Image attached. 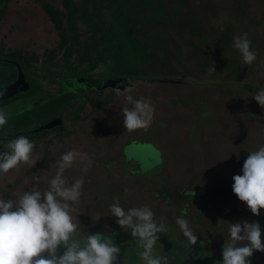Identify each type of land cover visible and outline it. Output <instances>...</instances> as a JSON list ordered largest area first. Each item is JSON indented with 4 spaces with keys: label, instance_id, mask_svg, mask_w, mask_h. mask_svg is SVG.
I'll list each match as a JSON object with an SVG mask.
<instances>
[{
    "label": "rangeland",
    "instance_id": "374dc122",
    "mask_svg": "<svg viewBox=\"0 0 264 264\" xmlns=\"http://www.w3.org/2000/svg\"><path fill=\"white\" fill-rule=\"evenodd\" d=\"M161 1L167 22L157 30L149 25L145 32L147 25L135 20L127 24L136 53L128 58L115 48L120 42L108 39L106 27L117 34L116 40L122 34L117 27L121 25H111V13L117 9L109 1L0 0V55L18 63L37 86L36 97L15 102L16 110L27 111L67 90L77 96L61 112L60 130L37 137L20 134L34 143L35 164L0 174V195L18 199L37 175L38 187L46 188L55 174L50 165L76 149L88 153L92 167L82 173L77 162L65 171L69 183L84 180L74 221L78 219L82 234L111 235L120 247L119 264L144 261L131 230L121 229L110 215L116 198L125 210L147 205L157 222L164 220L167 232L159 235L154 256L167 257L168 264H222L229 224L258 221L233 194L232 177L242 174L248 153L264 145V108L252 98L264 88V0H244L241 19L230 31L227 14L221 13L201 35L175 23L174 14L185 8L181 0ZM220 1L227 5L240 0ZM243 33L256 53L251 65H245L232 46L233 37ZM141 34L155 44L143 57L138 49ZM224 34L229 38L224 40ZM190 41L204 54L194 52ZM127 59H132L128 69L137 76L124 74ZM14 67L0 62V87L14 77ZM68 77L91 78L98 85L80 88ZM112 80L119 88L107 85ZM126 85L133 89L128 93L133 99L144 97L154 106L147 130L124 129L122 109L133 107L118 95ZM8 142L0 141V152L10 151ZM130 142L148 153L127 154L125 159L122 151ZM183 204L187 206L181 209ZM177 217L188 220L197 236L195 245L184 237ZM261 239L264 242L262 231ZM249 259L250 264H264V252L254 251Z\"/></svg>",
    "mask_w": 264,
    "mask_h": 264
},
{
    "label": "clouds",
    "instance_id": "9594fccd",
    "mask_svg": "<svg viewBox=\"0 0 264 264\" xmlns=\"http://www.w3.org/2000/svg\"><path fill=\"white\" fill-rule=\"evenodd\" d=\"M232 46L245 65L257 59L247 33L234 36ZM210 71H215L214 67ZM132 91L129 85L118 91V95L133 105L131 109H122L124 129L129 132L147 130L151 127L154 106L144 97L133 99L128 94ZM252 98L264 108V88L252 94ZM7 123L8 113L0 110V128ZM34 147L23 135L10 140L7 143L10 151L0 152V174H7L20 164L32 167ZM40 147L43 148V144ZM77 162L81 164L82 173L92 167L88 153L71 149L50 165L55 168V174L46 188L38 187L41 178L37 175L18 199H5L0 195V264H119L120 247L111 235L82 234L78 219L74 221L72 213L79 214L84 180L81 177L69 183L65 171ZM241 173L232 177V192L254 216H259L264 209V145L248 153ZM127 191L125 189V193ZM109 212L121 229H130L131 236L138 240L144 264H168L167 257L153 255L158 234L167 232V228L162 218L157 222L150 207L142 205L125 210L116 198ZM176 224L190 244L195 245L197 236L188 220L177 217ZM254 251L264 252L259 222H231L228 241L222 246V264H250Z\"/></svg>",
    "mask_w": 264,
    "mask_h": 264
},
{
    "label": "trees",
    "instance_id": "16d2710c",
    "mask_svg": "<svg viewBox=\"0 0 264 264\" xmlns=\"http://www.w3.org/2000/svg\"><path fill=\"white\" fill-rule=\"evenodd\" d=\"M99 5H104L106 1L111 3L113 9H117V12L111 13L112 16L110 19L111 25L119 24L121 26H117L122 31L117 37V40L114 33H111L110 29L106 27L107 35L109 34V41L111 44H118L120 42L119 48L115 47L120 51L122 56H127L128 58H133L136 56L134 48L131 46L130 41L128 39L127 27L128 23L135 20L138 22H144L147 25V28H144L146 32L148 26H153L154 30H157L162 23H166L167 20L165 18V6L161 0H96ZM184 10L183 12L178 15L174 14V17L178 19V22L175 20L176 24L189 33L193 35H201V32L205 31L206 25L209 27V24L212 20L216 19L219 14H227V23L229 25L228 31L231 30L233 24L238 23L240 21V15L238 13L241 12V8L243 7L244 0H240L233 3H228L227 5L221 4L220 0H181ZM145 10L148 11L147 15ZM97 25V23H95ZM110 25V24H109ZM110 25V26H111ZM109 26V27H110ZM100 26L96 29H99ZM115 28V26H114ZM229 35V34H228ZM224 34V40L228 39L229 36ZM140 41H138V49L142 54L147 55L148 47H154L155 44H151L144 34H141L139 37ZM113 42V43H112ZM190 46L194 49L195 52H200L204 54L203 50H200L195 45L189 42ZM115 51V50H114ZM113 51V52H114ZM115 53V52H114ZM117 55V54H116ZM119 56V55H118ZM117 56V57H118ZM119 58V57H118ZM132 59H127L125 62L124 69L126 70L124 74L129 76H137L136 73H132L128 68L130 66ZM15 66V65H14ZM21 67V66H20ZM15 71L14 74L17 72L16 67H14ZM22 69V67H21ZM23 71V70H22ZM132 73V74H131ZM73 78V77H72ZM84 79L86 81V85L97 86L98 81L91 79V78H84V77H76L75 79ZM69 81L71 82V77H68ZM74 79V78H73ZM152 80V79H151ZM73 81V80H72ZM159 81V80H158ZM86 85H82L81 87L87 88ZM37 93V86L35 85L30 91L21 95V96H14L12 98L7 99L3 102L0 107L7 106L8 110V123L0 128V141H10L14 139L17 135L22 134V132L29 131L30 129L36 128L38 126L44 125L53 117L60 116L61 112L68 109L71 104H73L77 96L76 94L65 91L61 94L55 95L51 99H47L46 101L33 106V108L27 111H17L15 102L20 100H30L36 97ZM22 100V101H23ZM7 109V108H6ZM46 131H42L37 133L36 135L41 136Z\"/></svg>",
    "mask_w": 264,
    "mask_h": 264
},
{
    "label": "water",
    "instance_id": "95a60500",
    "mask_svg": "<svg viewBox=\"0 0 264 264\" xmlns=\"http://www.w3.org/2000/svg\"><path fill=\"white\" fill-rule=\"evenodd\" d=\"M10 62V61H8ZM15 65L16 71H17V78L16 80L4 87H0V105L5 102L7 99L12 98L14 96H21L26 93L29 86L28 83H26L24 72L22 71L20 65L18 63L11 62ZM83 79V78H82ZM121 81V80H120ZM160 82H167L168 80H159ZM77 84L80 83V85L84 86L86 85L85 80H74ZM171 82V81H169ZM107 85L112 87H118L119 83L115 82V80L108 81ZM124 85V83L121 82V86ZM62 121L60 117H56L52 119L51 121L46 122L44 125L38 126L36 128H33L28 131V133L37 134L42 131H50L55 128L61 127ZM142 148L138 144L130 143L124 147L123 154L126 157L127 154H131L134 156L145 154V150L141 153ZM148 153V152H146ZM127 158V157H126ZM259 224L261 226V231L264 234V209H261V214L259 218Z\"/></svg>",
    "mask_w": 264,
    "mask_h": 264
},
{
    "label": "flooded vegetation",
    "instance_id": "af4514ba",
    "mask_svg": "<svg viewBox=\"0 0 264 264\" xmlns=\"http://www.w3.org/2000/svg\"><path fill=\"white\" fill-rule=\"evenodd\" d=\"M2 58H4L2 55H0ZM1 57H0V62H7L8 63V59L7 58H4V59H1ZM10 62H12V61H10ZM24 75H25V80H26V83H28V86H29V88H28V90L26 91V93L28 92V91H30L32 88H33V84L35 83L34 81H32L29 77H27V75L24 73ZM16 78H17V72L14 74V77L10 80V81H8V82H6L5 83V86L6 85H9V84H11V83H13L15 80H16ZM76 78V77H75ZM74 78V79H75ZM71 79H73L72 77H71ZM75 80H79V79H75ZM71 84H76L77 85V83L76 82H74V81H72L71 80ZM89 87L90 85H86V87ZM80 88H83V87H80ZM65 92V91H64ZM71 92V91H70ZM72 93H74V92H72ZM58 117H60V116H58ZM54 118H56V116L55 117H53L52 119H54ZM52 119H50L49 121H51ZM60 128L61 127H58V128H55V129H53V130H50V131H57V130H60ZM31 130V129H30ZM50 131H46L45 133H47V132H50ZM44 133V134H45ZM22 134L24 135V134H28V135H30V136H33V137H37L38 135H36V134H32V133H28V131H26V132H22ZM131 143V142H130ZM130 143H128V144H130ZM127 144V145H128ZM126 146V145H125ZM124 146V147H125ZM124 155V154H123Z\"/></svg>",
    "mask_w": 264,
    "mask_h": 264
},
{
    "label": "crops",
    "instance_id": "0c3cea01",
    "mask_svg": "<svg viewBox=\"0 0 264 264\" xmlns=\"http://www.w3.org/2000/svg\"><path fill=\"white\" fill-rule=\"evenodd\" d=\"M123 150H124V148H123ZM122 153H123V151H122ZM125 157V156H124ZM125 159H127L126 157H125ZM185 203H188V202H185ZM171 204V203H170ZM187 206V204H183V206L181 207V209H183V208H185ZM260 214H261V210H260ZM259 218H260V215L258 216V222H259ZM168 231H171V229H170V227H168ZM165 234V233H164ZM163 234V235H164ZM158 235H160V234H158ZM162 235V234H161ZM160 235V236H161ZM159 236V237H160ZM166 237H169V236H166ZM163 239V238H162ZM170 245V244H169ZM174 246V245H173ZM200 248V247H199ZM200 252V251H199Z\"/></svg>",
    "mask_w": 264,
    "mask_h": 264
}]
</instances>
